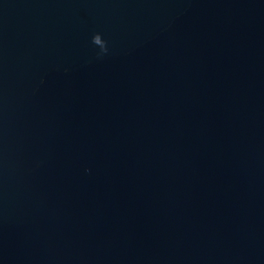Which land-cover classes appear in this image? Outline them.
Here are the masks:
<instances>
[{"label":"water","instance_id":"1","mask_svg":"<svg viewBox=\"0 0 264 264\" xmlns=\"http://www.w3.org/2000/svg\"><path fill=\"white\" fill-rule=\"evenodd\" d=\"M0 264H264V0H0Z\"/></svg>","mask_w":264,"mask_h":264}]
</instances>
